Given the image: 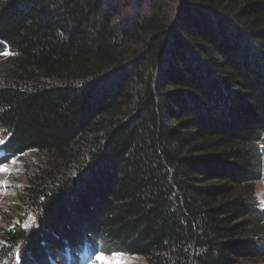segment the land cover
Here are the masks:
<instances>
[{
  "label": "trees",
  "instance_id": "trees-1",
  "mask_svg": "<svg viewBox=\"0 0 264 264\" xmlns=\"http://www.w3.org/2000/svg\"><path fill=\"white\" fill-rule=\"evenodd\" d=\"M3 53L0 264L264 262V0H4Z\"/></svg>",
  "mask_w": 264,
  "mask_h": 264
},
{
  "label": "rangeland",
  "instance_id": "rangeland-1",
  "mask_svg": "<svg viewBox=\"0 0 264 264\" xmlns=\"http://www.w3.org/2000/svg\"><path fill=\"white\" fill-rule=\"evenodd\" d=\"M167 6L170 9L172 5L170 3ZM4 57L5 54H0V63ZM2 154L3 152L0 149V156ZM13 160H15V163H10L12 160L6 163L9 169L8 172L0 173V182L3 184V186L0 187V227L2 228L10 227L8 224L10 219L16 220L18 215L14 212V207L18 203L21 190L27 185L29 171L40 162L39 158L33 153H29L22 158ZM255 191L257 202L264 208V185L260 180L255 182ZM27 222L33 225L34 219ZM95 255L91 258L85 253L81 254L78 256V261H80V264H102L101 261L95 259ZM104 255L107 259H118L121 264H146L143 259L138 257H129L113 253ZM55 264H71V262L68 263V255H66V257L61 260L55 261ZM262 264H264V262Z\"/></svg>",
  "mask_w": 264,
  "mask_h": 264
},
{
  "label": "snow or ice",
  "instance_id": "snow-or-ice-1",
  "mask_svg": "<svg viewBox=\"0 0 264 264\" xmlns=\"http://www.w3.org/2000/svg\"><path fill=\"white\" fill-rule=\"evenodd\" d=\"M4 3V0H0V4ZM7 54V53H3ZM2 141H0V145H2ZM10 163H15V160L10 161ZM9 171L6 164H0V173H7ZM3 184L0 182V187H2ZM30 221L33 220L32 217L28 218ZM19 227L23 228L25 231L29 230L31 228V224L25 221L23 224L19 225ZM0 243H3V241H0ZM95 259L98 261H101L102 264H121V262L118 259H107L106 256L103 253H98L95 255ZM15 262L16 264H21V254L19 250H17L15 254Z\"/></svg>",
  "mask_w": 264,
  "mask_h": 264
},
{
  "label": "clouds",
  "instance_id": "clouds-1",
  "mask_svg": "<svg viewBox=\"0 0 264 264\" xmlns=\"http://www.w3.org/2000/svg\"><path fill=\"white\" fill-rule=\"evenodd\" d=\"M114 23H115V21H114Z\"/></svg>",
  "mask_w": 264,
  "mask_h": 264
}]
</instances>
